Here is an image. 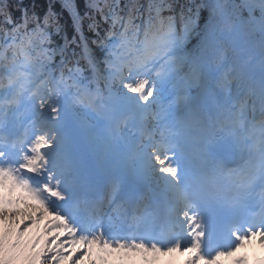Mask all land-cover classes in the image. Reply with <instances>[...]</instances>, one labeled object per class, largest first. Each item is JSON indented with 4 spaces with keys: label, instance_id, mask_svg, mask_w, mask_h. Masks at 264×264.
Returning <instances> with one entry per match:
<instances>
[{
    "label": "snow or ice",
    "instance_id": "snow-or-ice-1",
    "mask_svg": "<svg viewBox=\"0 0 264 264\" xmlns=\"http://www.w3.org/2000/svg\"><path fill=\"white\" fill-rule=\"evenodd\" d=\"M57 4L69 23H61ZM242 7L264 31V0H242ZM199 9L179 0H49L37 14L0 0V185L45 203L36 185L43 178L52 192L57 169L66 167L67 118L91 113L121 139L131 121L138 137L126 141L129 179L157 172L171 193L153 209L142 195L122 198L123 180H110L99 207H112L130 237L114 242L102 227L99 235L68 227L67 216L46 205L64 221L53 226L60 235L45 228L38 249L31 221L22 222L11 238H0V264H45L53 252L52 264L101 257L154 264L177 253L184 264H219L252 241L264 246V58L250 68L229 57L214 31L189 54ZM164 86L175 94L162 106ZM172 105L184 112L180 129L196 133L194 151L176 139L180 131L157 130L154 122ZM186 162L194 163L195 181L182 168ZM56 186L58 195V179ZM234 264L249 260L240 256Z\"/></svg>",
    "mask_w": 264,
    "mask_h": 264
},
{
    "label": "rangeland",
    "instance_id": "rangeland-1",
    "mask_svg": "<svg viewBox=\"0 0 264 264\" xmlns=\"http://www.w3.org/2000/svg\"><path fill=\"white\" fill-rule=\"evenodd\" d=\"M245 53L247 52L243 48L238 47V54L240 55L241 58L240 61H243V59H245L246 61L249 62L250 59L248 55L245 56ZM209 54L211 55V53ZM68 131L70 136L72 137V140L74 141V145L81 146L83 149H85L89 163L93 164L102 173L111 176L115 172L117 174H121L123 172V166H125L124 162H125L126 150L122 146V144H120L121 140L116 139L115 144H110L106 140L101 138L100 134H98L97 132H92L91 129H88L81 124L78 125L71 124V127L68 128ZM68 143L69 140L67 138V142L63 148L64 158L72 157L71 148H69ZM116 164L118 169L115 172H113L112 166ZM71 170L76 171L75 174L77 177H79L82 172L81 168L74 163L71 164ZM156 173L157 172H153L151 176L146 174L143 175L142 173L139 174L142 175V177L146 180V185L167 189L164 180L161 179L160 177H157ZM70 174L74 176L73 173ZM51 185L56 186V180H53L51 182ZM5 187H7L8 189L14 192L19 191L22 193V198L25 201V203L23 207L20 208V211L13 213L19 219H22L24 217H29L30 215H36L42 212L48 216L50 215L53 216L52 213L49 212L48 206H50L53 210L61 213V211L59 210V206H60L59 199H61V201L66 202V200L70 198L73 192L72 188L70 190L63 189L59 182V186H58L59 194L58 195L56 194L57 186L54 188L52 187L53 191L49 193H52L55 199H52L54 201H52V204L51 203L49 204L47 199H44L45 203H41L38 200L34 199L33 197L27 195L20 189L11 188L8 186ZM39 193H44V190L39 191ZM57 196H59V198H56ZM54 218L56 219V223L58 224V226L63 228L64 221L58 217H54ZM69 225H72V221H68L67 226L69 227ZM65 235H68V233H65ZM171 258H172V264H184V260L186 257L181 256L177 253V254H173ZM163 259L164 257L157 256L155 258L154 264H158L160 260ZM72 262L73 264H78V258L77 260H72ZM91 264H129V261H127L122 257H118L114 259H106L104 257H101L97 260L92 261Z\"/></svg>",
    "mask_w": 264,
    "mask_h": 264
},
{
    "label": "trees",
    "instance_id": "trees-1",
    "mask_svg": "<svg viewBox=\"0 0 264 264\" xmlns=\"http://www.w3.org/2000/svg\"><path fill=\"white\" fill-rule=\"evenodd\" d=\"M34 1H35L36 6H41V7H43V4H46V3H47V6H48V2H49V0H20L19 5H23V7L30 8V5L33 4ZM14 3L18 4V0H14ZM41 7H40L39 10L33 8V11H35L36 13H41L42 12V8ZM81 7H82V10H83V5ZM54 10L57 12L58 16L61 17V23L62 24H64L63 20L66 21L65 24L69 23L67 14L66 13H62V11H61V9H60L58 4L55 6ZM192 41H194V38H192ZM33 225H35L34 228H33ZM45 228H47L48 229V233H50L49 228L44 223H42L41 221L38 222V223H35V224H32V225L28 226V229L31 232V238L35 242L36 247L38 249L43 247L42 241L45 239V236L47 235V233H45V231H44ZM12 233H13L12 229H9V228L4 229L3 231H0V238H11ZM44 250L47 252L46 248ZM53 255L54 254L51 253V254H48L46 256L45 264H52V256ZM17 264H29V262L26 261V260H19L17 262ZM31 264H39V262L36 261V260H33V261H31ZM57 264H62V263L59 261V262H57Z\"/></svg>",
    "mask_w": 264,
    "mask_h": 264
},
{
    "label": "bare ground",
    "instance_id": "bare-ground-1",
    "mask_svg": "<svg viewBox=\"0 0 264 264\" xmlns=\"http://www.w3.org/2000/svg\"><path fill=\"white\" fill-rule=\"evenodd\" d=\"M125 180V179H124ZM258 243V242H257Z\"/></svg>",
    "mask_w": 264,
    "mask_h": 264
}]
</instances>
